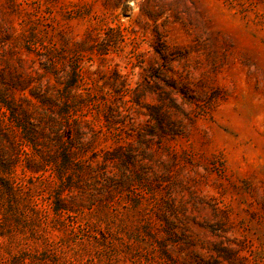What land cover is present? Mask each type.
<instances>
[{"label":"rangeland","instance_id":"374dc122","mask_svg":"<svg viewBox=\"0 0 264 264\" xmlns=\"http://www.w3.org/2000/svg\"><path fill=\"white\" fill-rule=\"evenodd\" d=\"M43 66L96 100L79 159L122 155L107 183L73 166L58 216L53 166L0 173L28 194L0 264H264V0H0V84Z\"/></svg>","mask_w":264,"mask_h":264},{"label":"trees","instance_id":"16d2710c","mask_svg":"<svg viewBox=\"0 0 264 264\" xmlns=\"http://www.w3.org/2000/svg\"><path fill=\"white\" fill-rule=\"evenodd\" d=\"M43 69L42 75L36 71L35 73L37 77L47 76L45 83L37 80L36 85L30 86L33 81L28 74L26 78L17 80L11 77L8 84H0V109L14 130L20 134L22 143L30 150L18 151L17 143L6 129V123L0 121V173L7 175L19 162L22 163L24 172L30 174L39 172L44 164L53 166L61 181L60 189L51 200L52 212L58 216L67 211L63 191H72L79 187L69 170L77 164L79 178L83 177L85 182L100 178L105 183L112 181L115 177L113 162L121 158L123 147L105 150L102 156L95 151L87 161L80 160L79 157L85 150H93L99 130L94 128L91 121L76 116V113L85 105L93 106L96 100L78 84L77 73L62 80L61 74L53 72L54 66H43ZM51 74L53 81L50 79ZM8 85L9 88L6 87ZM14 89L27 90L31 98L23 96L20 103L14 98ZM113 112L108 107L107 122ZM6 148L11 150H5ZM23 188L22 182L0 177V201L4 200L0 203V231L6 229L11 220L18 219V205L28 206L24 202L28 194L22 197L19 193ZM102 188L109 192L106 185Z\"/></svg>","mask_w":264,"mask_h":264}]
</instances>
